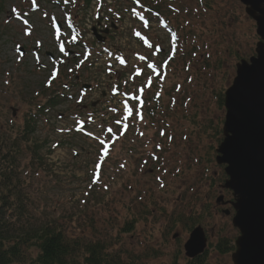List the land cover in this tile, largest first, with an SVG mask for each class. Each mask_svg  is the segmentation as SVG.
Wrapping results in <instances>:
<instances>
[{
  "label": "rangeland",
  "instance_id": "374dc122",
  "mask_svg": "<svg viewBox=\"0 0 264 264\" xmlns=\"http://www.w3.org/2000/svg\"><path fill=\"white\" fill-rule=\"evenodd\" d=\"M0 1V135L17 133L27 113L38 112L50 97L60 99L37 118V151L30 147L17 156L19 188L27 200L25 217L13 227L54 223L69 238L104 245L123 263L187 264L183 246L199 226L207 240L202 263L232 264L234 250H216L224 242L234 249L239 234L231 224L232 194L223 189L224 166L216 164L215 155L222 140L224 92L236 64L254 56L258 42L244 6L238 0H141L153 2L177 33L173 45L153 23L145 45L132 38L139 24L129 16L131 0H111L99 20L94 3L82 8L79 0H64L79 35L95 52L87 57L75 52L61 71L46 54L68 58L67 52H57L52 26H64L59 36L70 48L63 0ZM93 34L105 41L97 44ZM102 47L110 52H100ZM171 47L167 79L143 89L152 72L147 66L158 67ZM77 61L82 67L69 74ZM75 77L79 85L91 86L84 100L77 98L81 87L71 85ZM139 88L145 102L138 109L141 120L134 107L124 130L122 103L131 106ZM68 95L72 99L63 100ZM35 255L34 249L27 253Z\"/></svg>",
  "mask_w": 264,
  "mask_h": 264
},
{
  "label": "water",
  "instance_id": "95a60500",
  "mask_svg": "<svg viewBox=\"0 0 264 264\" xmlns=\"http://www.w3.org/2000/svg\"><path fill=\"white\" fill-rule=\"evenodd\" d=\"M255 22L259 42L255 56L236 65V76L224 93L223 140L216 152L232 192L235 239L232 264H264V0H238ZM206 239L195 228L184 244L185 256L201 254Z\"/></svg>",
  "mask_w": 264,
  "mask_h": 264
},
{
  "label": "trees",
  "instance_id": "16d2710c",
  "mask_svg": "<svg viewBox=\"0 0 264 264\" xmlns=\"http://www.w3.org/2000/svg\"><path fill=\"white\" fill-rule=\"evenodd\" d=\"M84 3L88 4L89 0H84ZM2 8L0 1V11ZM37 111L27 113L17 133L12 132L6 139L0 135V264H128L109 256L100 243L69 238L54 223L26 230L13 227L25 217L27 200L19 188L17 156L30 147L34 149L33 153L37 151L33 132L37 118L44 112L42 109ZM9 217L15 219L14 222L9 221ZM228 245L224 242L217 249L229 252L233 248ZM32 249L36 250V255L28 258L27 253ZM203 260L198 258L187 264H203Z\"/></svg>",
  "mask_w": 264,
  "mask_h": 264
},
{
  "label": "snow or ice",
  "instance_id": "6c2138e0",
  "mask_svg": "<svg viewBox=\"0 0 264 264\" xmlns=\"http://www.w3.org/2000/svg\"><path fill=\"white\" fill-rule=\"evenodd\" d=\"M145 23L147 24V22H145ZM17 47L19 48V45H18ZM60 51H61V52L64 51V46H63V45L60 46ZM141 59H143V57H141ZM148 67H150V68H154V66L151 65V64H149ZM142 91H143V89H141V92H142ZM141 103H142V101H141ZM133 108H134V105H133V107H129L127 103L124 104V109H125V111L127 112V114H128L129 116L132 115V113H133ZM112 111H116V109H112ZM125 119H127V116H125ZM117 122H118V121H117ZM108 131L111 132L112 129L109 128ZM100 143L103 145V144H104V141H100ZM104 152H105V154H107V149H104ZM122 167H123V165H122ZM161 186H163V185H161Z\"/></svg>",
  "mask_w": 264,
  "mask_h": 264
}]
</instances>
